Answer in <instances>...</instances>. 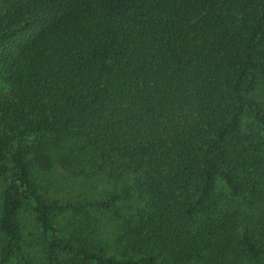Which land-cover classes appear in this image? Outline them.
Here are the masks:
<instances>
[{
    "label": "trees",
    "instance_id": "16d2710c",
    "mask_svg": "<svg viewBox=\"0 0 264 264\" xmlns=\"http://www.w3.org/2000/svg\"><path fill=\"white\" fill-rule=\"evenodd\" d=\"M22 207L41 264H264V0H0V264Z\"/></svg>",
    "mask_w": 264,
    "mask_h": 264
},
{
    "label": "rangeland",
    "instance_id": "374dc122",
    "mask_svg": "<svg viewBox=\"0 0 264 264\" xmlns=\"http://www.w3.org/2000/svg\"><path fill=\"white\" fill-rule=\"evenodd\" d=\"M35 175L36 179L38 180V183H40L42 188L47 190V194L51 197L56 198L57 196L60 199L75 198L77 193L80 192V190L76 188V184L78 183V181L82 180L80 175L73 176L63 172L62 170L56 167L44 172L38 171L35 173ZM103 190L104 189L97 188V191L95 189L91 191L96 195L102 193ZM226 207H228V205L224 208ZM232 209L233 207L229 208L228 211H231ZM71 215L72 214H70L69 216L64 215L57 219V221H55V225L58 229L59 235L66 237L77 236L75 234L77 218ZM19 222L21 226V241L23 248L22 263L41 264L38 246L39 240L36 225L34 224L32 214L26 207H22L19 212ZM111 227L112 224L106 221L105 223H101L97 228V232L108 242L111 241ZM82 237L88 238L87 236H81V238Z\"/></svg>",
    "mask_w": 264,
    "mask_h": 264
}]
</instances>
